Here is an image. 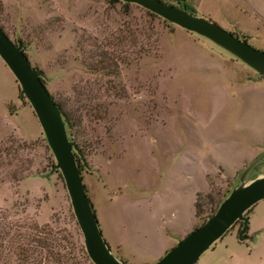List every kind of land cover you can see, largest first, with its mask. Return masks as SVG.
Instances as JSON below:
<instances>
[{
	"label": "rangeland",
	"instance_id": "1",
	"mask_svg": "<svg viewBox=\"0 0 264 264\" xmlns=\"http://www.w3.org/2000/svg\"><path fill=\"white\" fill-rule=\"evenodd\" d=\"M117 1L0 0V27L76 118L73 141L89 167L81 180L111 253L152 264L160 245L167 251L199 223L196 193L206 211L203 196L216 200L252 161L250 178L264 174V78L208 40ZM183 1L264 52V0ZM12 79L0 66V146L9 147L0 166L2 257L24 264L25 249L42 264H92L59 171L42 177L54 159ZM248 216L247 236L263 231L253 243L236 241L235 224L196 264H264V200ZM39 237L49 240L44 249Z\"/></svg>",
	"mask_w": 264,
	"mask_h": 264
},
{
	"label": "water",
	"instance_id": "2",
	"mask_svg": "<svg viewBox=\"0 0 264 264\" xmlns=\"http://www.w3.org/2000/svg\"><path fill=\"white\" fill-rule=\"evenodd\" d=\"M119 1L139 6L182 30L208 40L264 78V52L249 46L237 34L233 35L208 19L160 0ZM25 48L20 41L12 42L0 28V60L14 77L17 84V99L21 106L27 103L31 108L54 159L48 173L42 177L47 179L50 174L59 171L81 235L84 252L90 262L126 264L111 253L101 235L75 157L83 168L89 170V167L80 148L69 139L63 116L41 82V79H44L43 73L30 65L24 55ZM256 162L252 161L241 171L238 183L229 189L216 210L203 223L177 239L175 244L152 264H196L199 257L236 222L241 224L236 233L237 241L253 243L255 235L247 236L245 212L257 202L264 200V174L250 178Z\"/></svg>",
	"mask_w": 264,
	"mask_h": 264
},
{
	"label": "trees",
	"instance_id": "3",
	"mask_svg": "<svg viewBox=\"0 0 264 264\" xmlns=\"http://www.w3.org/2000/svg\"><path fill=\"white\" fill-rule=\"evenodd\" d=\"M115 1H117V0H115ZM176 7H178V8H184L188 13H191V14L195 15L193 8L189 4L185 3V1H183V0H179V3L176 5ZM232 34L233 35H236L235 33H232ZM239 36L242 37L243 39H245V36H243L242 34H239ZM24 55H25V53H24ZM258 78H261V77H258ZM41 82L45 86V80L44 79H41ZM53 101L56 103L57 107L59 108V110H60V112H61V114L63 116L64 122L66 124V128L68 130L69 139L73 141V133H72V130L76 126V118L61 103L56 102L54 99H53ZM7 111H8V114L9 115H13L16 112V108L12 104H8L7 105ZM76 145L78 146L77 143H76ZM78 148H80V147L78 146ZM8 149H9V147H7V146H0V166H1V153L6 154ZM80 150H81V148H80ZM75 161H76V163L78 165L79 171H81L82 165L78 161L77 157H75ZM14 179L17 180L16 177ZM228 191L229 190H226V192L224 194H222L220 197H218L216 200H214V198L209 193L205 194L203 197L206 199V204L209 206L206 211L202 209V204L199 201L200 194H198V193L195 194V196H194V202H193V214H194V218H196V219L199 220V223L197 225H195L192 229L196 228L201 223H203L204 220L210 214H212L216 210L218 204L226 196V194L228 193ZM250 210L251 209H249L248 211L245 212V216L246 217H247V215H248V213H249ZM0 222H1V218H0ZM235 224L238 227L237 228V231H238L239 228H240V226H241V224H240V222H236ZM5 234L6 233L4 231H1L0 230V260H2V263L3 264H6L7 263V261L3 259L2 253H1L2 248H3V244L1 243V241L4 238V235ZM36 242H37V246L39 247V249H44V247L49 244V240L47 238H43V237L42 238L39 237L38 239H36ZM22 251H23L22 252L23 253L22 254V256H23L22 261H23L24 264H42L41 261H40V258H38V259L35 258L34 259L33 257H31L29 255H26V250L25 249H22ZM37 253L40 254V251L39 252H36V255H37Z\"/></svg>",
	"mask_w": 264,
	"mask_h": 264
},
{
	"label": "crops",
	"instance_id": "4",
	"mask_svg": "<svg viewBox=\"0 0 264 264\" xmlns=\"http://www.w3.org/2000/svg\"><path fill=\"white\" fill-rule=\"evenodd\" d=\"M1 2H2V0H1ZM0 64H3V65H0V66H4V68H6V66L4 65V63H3L1 60H0ZM6 69H7V68H6ZM7 70H8V69H7ZM8 71H9V70H8ZM6 74H7V73H6ZM9 74H11L10 71H9ZM11 76H12V74H11ZM12 78H13V79H12L11 82H12V84L14 85V87H15V91H16V94H17V84H16V82H15L13 76H12ZM252 82H255V81H252ZM252 82H249V83H252ZM249 83H248V84H249ZM16 96H17V95H16ZM5 103H7V102H5ZM12 105H13L16 109H18L13 103H12ZM20 107L23 108V107H25V105H24V106H21V105H20ZM20 107H19V108H20ZM242 167H243V166H242ZM238 170H239V169H238ZM254 177H255V176H254ZM254 177H253V178H254ZM261 201H263V200H261ZM261 201H259V202H261ZM257 203H258V202H257ZM257 203H256V204H257ZM193 218H194V214H193ZM248 220H249V216L247 215V224H248ZM226 233H228V232H226ZM226 233H225V234H226ZM261 233H263V231L260 230V231H256V232H254V233L251 234V235H255V238H256V237H257L258 235H260ZM225 234H224V235H225ZM224 235H223V236H224ZM251 235H250V236H251ZM223 236H222V237H223ZM255 238H254V241H255ZM220 239H221V238H220ZM220 239H219V240H220ZM235 239H236V237H235ZM236 241H237V239H236ZM216 242H217V241H216ZM237 242H238V241H237ZM244 242H247V241H244ZM239 243H242V242H239ZM248 243H250V242H248ZM211 247H212V246H211ZM211 247H210V248H211ZM164 249H165V244L160 245L159 248L157 249V253H156V256H155V257H156V258H157V257H160L161 253H164V252H165ZM116 250L118 251V249H116ZM163 251H164V252H163ZM196 263H197V262H196Z\"/></svg>",
	"mask_w": 264,
	"mask_h": 264
}]
</instances>
